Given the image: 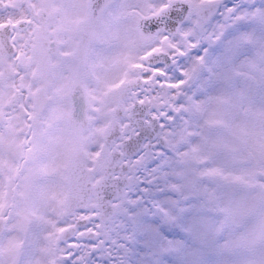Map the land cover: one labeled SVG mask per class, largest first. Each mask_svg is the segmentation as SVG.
<instances>
[{
	"label": "rangeland",
	"instance_id": "374dc122",
	"mask_svg": "<svg viewBox=\"0 0 264 264\" xmlns=\"http://www.w3.org/2000/svg\"><path fill=\"white\" fill-rule=\"evenodd\" d=\"M126 1L115 13L137 9ZM187 1L191 13L168 49L148 41L137 50L177 53L202 43V58L192 55L202 60V71L194 68L202 97L180 105L169 130L173 154L134 177L137 195L101 234L95 257L108 264H264V0H218L205 24L194 10L211 0ZM129 23L117 35L135 53ZM189 70L176 74V90L191 84ZM10 261L4 255L0 264Z\"/></svg>",
	"mask_w": 264,
	"mask_h": 264
},
{
	"label": "flooded vegetation",
	"instance_id": "af4514ba",
	"mask_svg": "<svg viewBox=\"0 0 264 264\" xmlns=\"http://www.w3.org/2000/svg\"><path fill=\"white\" fill-rule=\"evenodd\" d=\"M72 17H68L67 19L70 20ZM94 30V29H93ZM98 30H107L106 26L102 23L101 25L98 26ZM71 44V40L66 42V48H69ZM51 51L53 52V43L51 44L50 47ZM94 60L96 61V57L95 55H93ZM59 59H61V57H58ZM54 61H57V59L55 57H53ZM98 61V60H97ZM1 64L3 65V67L6 66H12L14 65L13 60L8 59L5 61H1ZM115 68H121V66L117 63L115 65ZM118 72H111V68L109 67H104L103 71L100 72L99 74V79L97 78V81L95 82V75H94V70L92 68H89L88 71L86 72V74H83L82 72L79 73H75L73 76L74 82L77 86H82L83 84H87V86H89L88 88L90 89L91 95L87 94L86 89H85V103H91V104H95L97 103L98 106L100 105H104L107 103L108 97L110 95L111 92V84H112V79H116L118 76ZM46 78H43V81L46 82ZM62 77L61 75L57 76L54 79V82L52 84V87L50 89V93L55 96V97H59L61 94V89H62ZM106 87H108V89L105 91ZM55 99V98H54ZM61 100H57L55 99L54 103H53V110L56 109V111L58 113H62L64 111L63 106L61 105ZM86 116L85 111L83 112V114L80 117V120H82L84 117ZM88 118L90 119L89 121H97L99 122V120H105L106 116L105 113H102L101 111L99 112V114L95 115V114H89ZM73 119V117H72ZM88 128V124L85 125V130H84V140H85V144H86V148L93 150L94 149V140L99 137V133L96 130L91 131H86V129ZM75 143L79 144L81 146V142L79 139H77V135L75 134L73 136ZM77 139V140H76ZM82 147V146H81Z\"/></svg>",
	"mask_w": 264,
	"mask_h": 264
}]
</instances>
